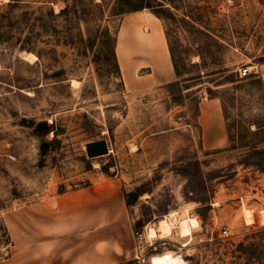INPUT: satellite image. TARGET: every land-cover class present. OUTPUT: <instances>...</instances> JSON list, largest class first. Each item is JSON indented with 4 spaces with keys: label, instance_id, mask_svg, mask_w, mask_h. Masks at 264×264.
Instances as JSON below:
<instances>
[{
    "label": "rangeland",
    "instance_id": "374dc122",
    "mask_svg": "<svg viewBox=\"0 0 264 264\" xmlns=\"http://www.w3.org/2000/svg\"><path fill=\"white\" fill-rule=\"evenodd\" d=\"M154 24L167 81L133 43ZM211 99L226 122L212 147ZM101 138L108 152L88 156ZM107 179L136 236L119 264H264V0H0V264L8 213ZM173 212L198 220L191 235L170 219L150 236Z\"/></svg>",
    "mask_w": 264,
    "mask_h": 264
},
{
    "label": "crops",
    "instance_id": "0c3cea01",
    "mask_svg": "<svg viewBox=\"0 0 264 264\" xmlns=\"http://www.w3.org/2000/svg\"><path fill=\"white\" fill-rule=\"evenodd\" d=\"M133 43L151 56L150 66L160 81L173 77L159 26L138 32ZM199 116L205 143L212 147L225 139L226 122L219 100L204 103ZM5 222L12 248L8 264H119L135 252L136 236L126 198L120 182L113 179L26 204L8 213Z\"/></svg>",
    "mask_w": 264,
    "mask_h": 264
},
{
    "label": "bare ground",
    "instance_id": "6f19581e",
    "mask_svg": "<svg viewBox=\"0 0 264 264\" xmlns=\"http://www.w3.org/2000/svg\"><path fill=\"white\" fill-rule=\"evenodd\" d=\"M174 220L178 222V230L182 236L191 235L192 228L199 224L198 220L194 217L185 216L183 218H179L177 212H173L164 216L161 220H159L156 228H150L148 233L150 236H156L158 233L161 236H167L172 232V226L175 224L171 222ZM160 264H177V260L175 258H163L160 260Z\"/></svg>",
    "mask_w": 264,
    "mask_h": 264
},
{
    "label": "water",
    "instance_id": "95a60500",
    "mask_svg": "<svg viewBox=\"0 0 264 264\" xmlns=\"http://www.w3.org/2000/svg\"><path fill=\"white\" fill-rule=\"evenodd\" d=\"M86 151L88 156H99L108 152V144L106 139L101 138L90 141L86 144Z\"/></svg>",
    "mask_w": 264,
    "mask_h": 264
},
{
    "label": "built area",
    "instance_id": "2783aa9c",
    "mask_svg": "<svg viewBox=\"0 0 264 264\" xmlns=\"http://www.w3.org/2000/svg\"><path fill=\"white\" fill-rule=\"evenodd\" d=\"M247 73H248V70H246V69H243V70L239 71V75L240 76L246 75ZM222 230H223L224 233L227 232V228L226 227H224Z\"/></svg>",
    "mask_w": 264,
    "mask_h": 264
}]
</instances>
